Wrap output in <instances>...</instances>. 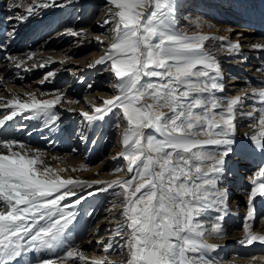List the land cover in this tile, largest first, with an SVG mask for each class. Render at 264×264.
I'll list each match as a JSON object with an SVG mask.
<instances>
[{
    "label": "snow or ice",
    "instance_id": "1",
    "mask_svg": "<svg viewBox=\"0 0 264 264\" xmlns=\"http://www.w3.org/2000/svg\"><path fill=\"white\" fill-rule=\"evenodd\" d=\"M227 3L229 10L241 15L251 7L249 0ZM6 5L4 19L11 28L2 34L0 53L15 68L28 71L24 58L7 52V42L16 37V25L43 9L63 5L57 0H6ZM105 6L100 26H110V43L87 67L104 65L115 77L111 85L115 92L102 103L86 101L88 107L78 115L88 127L110 114L117 117L115 127L124 129L119 155L132 175L111 182L65 178L61 173L67 169L49 165L50 153L0 137V264H76L77 259L80 264H217L214 254L220 246L207 241L226 238L223 222L229 214V198L224 181L230 158L243 159L251 152L264 155V84L250 90L252 97H258L259 107L241 112L253 130L245 133L248 143L237 142V107L249 97L217 95L224 91L223 70L216 53L207 47L209 41L225 38L181 32L176 24L178 0H106ZM86 32L67 30L68 35L84 39ZM102 35L107 33L94 34L101 45ZM221 47L239 54L242 45L222 43ZM250 47L264 50V44ZM25 55L32 60L34 54ZM54 75L48 72L45 79ZM26 95L27 101L12 96L3 102L6 98L0 97V108L11 110L0 118V128L20 115L51 129L60 119L57 105L79 103L59 90L53 99ZM65 110L75 112L72 107ZM80 138L88 142L83 133ZM51 159L61 158L51 155ZM90 167L80 165L81 169ZM249 181L244 236L239 243L264 245V234H257L247 223L254 218V199L264 197V164L252 172ZM93 185H106L98 191L122 190L114 191L122 197L119 203L113 202V208L122 209V220L112 230L122 243L116 247L114 239H97L103 255L89 259L69 240L77 206L86 199L75 189ZM211 212L216 215L210 216ZM44 252L57 253L56 259H35V254ZM30 255L33 258L26 260Z\"/></svg>",
    "mask_w": 264,
    "mask_h": 264
},
{
    "label": "bare ground",
    "instance_id": "2",
    "mask_svg": "<svg viewBox=\"0 0 264 264\" xmlns=\"http://www.w3.org/2000/svg\"><path fill=\"white\" fill-rule=\"evenodd\" d=\"M105 2L106 0H57L58 4L63 5L62 7L43 9L40 11L39 15L30 18L26 23L17 24L15 39L7 42V52L24 58L29 70L24 71L23 68L17 69L7 60L3 58L0 60V97L6 98L3 102H6V100L10 99L12 96H17L21 100L27 101L28 96L26 93L35 94V96L41 100L53 99V94L56 93L57 90L64 93L67 98L79 101V103L75 105H68L62 101L61 105L56 106L55 111L59 113L60 117L56 127L49 129L43 125L42 121L24 119L23 116L18 115L13 120L6 122L3 128H0V137L18 140L41 148L51 155L60 157L61 159L59 160H52L51 155H49L47 158L49 165L57 169L65 168L68 171L61 173L63 177H73L81 181L111 182L116 179H129L132 175L127 173L126 162L123 160L122 156L119 155L123 151L121 143L122 133L124 131L123 128H118L117 133L115 132L109 135V139L113 142L106 153H99L96 150L97 143H92V141L96 142L97 137V133H95L94 130H101L103 128L102 125L111 114L102 122H96L92 127H88L84 123L83 118L78 115L81 108L88 107L85 103L86 101L102 103L103 100L110 99L111 95L115 92L110 85L103 81V76L101 75H104L102 72V70H105L104 65H96L92 68L87 67L89 63H94L96 59L104 54L110 43V37L112 35L110 28L106 29L108 27L107 25L104 27L100 26V21L104 19L107 10ZM216 3H219V7ZM249 3L251 5L249 12L241 15L236 11L229 10L227 0H178V11L186 8L184 19L190 16L191 20H194V30L187 35L199 33L217 38L224 37L225 40L223 42L219 39L209 41L207 47L216 53L219 63L232 61L231 63L235 64V67L232 69L233 72L244 75L242 77L245 80L244 83H234L233 85L224 87L228 98L242 95L241 92H235L236 89H234L233 86L250 87L251 83L260 86L264 84V50H254L250 47L253 44H264V3H262L261 0H249ZM73 12L81 13V17L78 21L72 24H66L67 26L63 31H60L61 33L57 32V34H54L51 32L50 34L41 36V30L45 32L58 28V25H60L59 22L63 21L64 23V19ZM7 14L6 0H0V26L6 25L8 29H10L11 25L4 19ZM190 17H187L185 20H188ZM201 20L204 22L200 23ZM68 29L76 31L86 29L87 32L84 34L86 39L68 35ZM234 31H239V33L233 34ZM52 33L53 35H51ZM103 33H107L108 35L101 36L103 39V44L101 45L95 40L94 34L101 35ZM30 36L31 38L29 41L24 43L25 38ZM87 36H94V38H87ZM0 39H3L1 35ZM236 42L242 45L239 54L234 52L229 53L226 47H221L222 43L226 46L228 43ZM218 48L220 49L219 52H217ZM29 51L34 54L32 60H27L25 55ZM69 57H73V60L80 61L81 66L79 72L82 73L80 76L74 77V75H72L71 77L73 78H68V75L62 76V74L59 73L49 82H42L37 84L36 87L32 86L33 88H28L32 83L31 80H37V76L41 73L54 71L56 74L58 70L59 72L62 70H64V72H71L69 69L75 68L76 66L73 62H70ZM61 60L64 62L61 63ZM45 61H47L45 67H39V64L45 63ZM33 63L37 64L36 68L31 67ZM65 63L70 67L67 68L68 70L63 69L66 67L64 66ZM59 66L60 68H58ZM244 71L247 72L244 73ZM79 78H81V80L84 78L87 79V82H91L92 89L88 88L87 85H83ZM227 83L230 84V82ZM19 85L22 86L18 87ZM99 90H101L102 93H99ZM217 95L224 97L225 92H218ZM99 96H101V98ZM241 97L249 96L243 95ZM253 106L259 107V104H251L249 97L244 100L242 106L237 107V142L248 143L245 139V133H251L253 130L248 128L247 125L249 120L246 116L241 115V112L247 113ZM69 107L74 108L75 112L70 113L65 110ZM10 111V109L0 108V118H2L5 113L10 114ZM24 115L26 116L29 114L25 113ZM15 121H18L19 124H16ZM75 122L79 123L76 124ZM27 123H29L28 126L26 125ZM110 127L111 124L108 123L107 126H105V130ZM146 131L150 132L151 130ZM238 132H240L239 136ZM80 133L88 137L87 143L80 138ZM49 141H54V143L50 144ZM72 149H76V151L72 152ZM252 153L255 155L244 157L242 159L243 161L238 164L241 172L247 170L246 173L243 174H247V177L251 174L250 171H255L262 165V155L259 154V152H251L248 155H252ZM98 156L101 157L99 160ZM236 157L237 156H235V159ZM82 163L91 165V167L81 169L80 165ZM117 163L123 165L124 170L116 172L115 169H118ZM245 164L247 168L243 167ZM249 167H253L252 170H248ZM72 169H76V171H72ZM227 177L224 181V187L229 189L228 197L232 199V203L236 207H230L228 205L229 214L223 222L226 238L210 239L212 244L220 246L214 256L219 259L220 264H264V258L261 260H253L252 257L256 256L251 257L250 253L247 252L249 248L239 243V240L244 236L246 217L240 216L239 218L233 215L247 204V199H244V196L238 194V192L234 193L233 191V188H235V191L241 189L242 193V191L246 189V179H242L241 181V176L237 174L236 181H229L231 186L228 188V185H226L228 184ZM105 186L106 185H93L91 188L77 187L75 189L77 195L85 196L86 199L81 205L77 206V222L71 230L69 243L77 244L79 249L82 250L89 259L93 255H103L101 246L96 243L97 239H102L104 241L110 238L114 239L117 242L115 245L116 247H118L119 243H122L119 236H112V230L115 229L122 220V217L119 216L122 209L119 207L113 208V202L116 201L119 203L120 200L118 201V198L114 199V197H111L112 200L109 202V205L112 203V214H108L107 212L102 213V201L97 202V199L99 200L97 194L102 192L97 189ZM89 193L93 194L89 195ZM253 203L256 207V203ZM88 213H91V215L89 216ZM209 215L214 217L216 213L211 212ZM254 221H256V225L253 223ZM247 223L252 227L254 232L264 234V213L262 220L258 221L255 217L254 219L248 220ZM253 227L257 229L254 230ZM229 241H231V243H229ZM252 246L258 247L254 249L255 254H258L257 256L264 254V246L259 247L257 243H254ZM232 249L234 250L231 253L230 251ZM234 252L240 254V256L235 257ZM56 256L57 253L44 252L35 254V259L43 257L55 260ZM32 258L33 257L30 255L25 259ZM76 264H80L78 259Z\"/></svg>",
    "mask_w": 264,
    "mask_h": 264
},
{
    "label": "rangeland",
    "instance_id": "3",
    "mask_svg": "<svg viewBox=\"0 0 264 264\" xmlns=\"http://www.w3.org/2000/svg\"><path fill=\"white\" fill-rule=\"evenodd\" d=\"M218 4L219 3H216V5L218 6ZM219 7V6H218ZM183 8V7H182ZM103 10V9H102ZM185 10H186V8H183V10L182 9H180V11H181V13H180V11H178L177 13V18H176V24H177V27L181 30V31H183L184 33H186V34H190V33H192V31L194 30V20H191V17L190 16H187V17H190L188 20H185L184 19V15H185ZM81 17V13L79 12H73L71 15H69V16H67L65 19H64V23H62V24H60V28L58 29V30H56V31H54L53 33L54 34H57V32H60V31H63V29H65V27L67 26L66 24H72L73 22H76V21H78V19ZM60 23H61V21H60ZM63 25V26H62ZM243 25V24H242ZM62 28V29H61ZM110 28V26H108L106 29H109ZM245 28V27H244ZM43 32H44V30H43ZM42 32V33H43ZM53 33L51 34V35H53ZM61 33V32H60ZM237 33H239V31H234L233 32V34H237ZM50 35V36H51ZM108 35V34H107ZM92 38L93 36H87V38ZM75 42V41H74ZM77 57H80V56H77ZM69 60H70V62H73L74 64H75V68H72L71 69V72H69V71H67V72H64V70H62V71H60L59 72V70L56 72V74L54 75V76H49V77H47V79H45V76H46V74L48 73H41L39 76H37V80H31L32 81V83L28 86V88L29 87H31V88H33L32 86H37V84H40V83H46V82H49V81H51V80H53L55 77H56V75H58L59 73H61L62 74V76H67L68 75V78H73V77H71L72 75H74V77H77V76H80L82 73L81 72H79V70H80V66H81V63H80V61H78V60H73V57H69ZM64 66H66V67H64L63 69H67V68H70L69 66H67V64L65 63V65ZM58 68H60V66L58 67ZM57 69V68H56ZM68 70V69H67ZM54 72V71H53ZM102 72H103V74L104 75H101V76H103V81H104V83H106V84H108V85H112L113 83H115L116 81H115V77H114V75L113 74H111L109 71H105V70H102ZM38 74V73H37ZM78 79V78H77ZM79 80H81V78H79ZM86 80V81H85ZM81 82L83 83V85H89V84H91V82L89 83V82H87V79H84V78H82V80H81ZM92 85V84H91ZM22 85H19L18 87H21ZM24 88H25V86H24ZM24 88H21L22 90H25ZM90 89H92V87L90 88ZM96 90V89H95ZM94 90V91H95ZM99 93H102L101 92V90H99L98 91ZM99 95V94H98ZM100 98H101V96H99ZM98 97V98H99ZM113 116V115H112ZM115 123L117 122V117L115 116ZM76 124L77 123H79V122H75ZM115 123H113L112 125H111V127L110 128H108L107 130H105L104 131V133H103V136H102V138L100 139V141L96 144L97 146V148H96V150L100 153L101 152V154H103V153H106L107 151H108V148L110 147V145L112 144V140L111 139H109V135L110 134H113V133H117L118 132V128H116L115 127ZM111 132V133H110ZM111 142V143H110ZM104 145H105V147H104ZM109 145V146H108ZM103 152V153H102ZM101 157L100 156H98V160L100 159ZM118 163H120V162H118ZM117 163V165H118V168L119 169H122V170H124V166L123 165H120V164H118ZM115 169V168H114ZM114 191H116V192H119V191H122V190H120L119 188H116L115 190H113V189H108L107 191H102V192H99L97 195L99 196V200L97 199V202L99 201V202H101L102 201V213L104 212V213H108V214H112L113 213V211H109V209H111V206H112V203L109 205V202H111V197H114V199L116 198H118L117 200L119 201V200H122V197H117L116 195H114ZM107 192V193H106ZM105 198V199H104ZM113 209V208H112ZM110 212V213H109ZM230 249H231V247H230ZM234 249H232L230 252H232Z\"/></svg>",
    "mask_w": 264,
    "mask_h": 264
}]
</instances>
